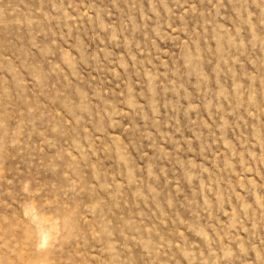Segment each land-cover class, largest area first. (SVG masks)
Instances as JSON below:
<instances>
[{"label": "rangeland", "instance_id": "1", "mask_svg": "<svg viewBox=\"0 0 264 264\" xmlns=\"http://www.w3.org/2000/svg\"><path fill=\"white\" fill-rule=\"evenodd\" d=\"M0 264H264V0H0Z\"/></svg>", "mask_w": 264, "mask_h": 264}]
</instances>
